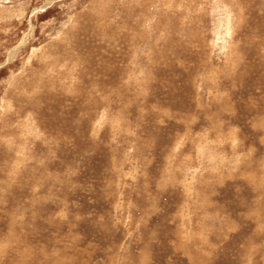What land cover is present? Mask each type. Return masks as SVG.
Segmentation results:
<instances>
[{
  "label": "rangeland",
  "instance_id": "1",
  "mask_svg": "<svg viewBox=\"0 0 264 264\" xmlns=\"http://www.w3.org/2000/svg\"><path fill=\"white\" fill-rule=\"evenodd\" d=\"M0 264H264V0H0Z\"/></svg>",
  "mask_w": 264,
  "mask_h": 264
},
{
  "label": "bare ground",
  "instance_id": "2",
  "mask_svg": "<svg viewBox=\"0 0 264 264\" xmlns=\"http://www.w3.org/2000/svg\"><path fill=\"white\" fill-rule=\"evenodd\" d=\"M27 37H29V35L27 34L26 35V37L24 38V40L22 41V43H21V45L19 46V47H17V49L16 50H18L22 45H24V44H26L27 43V41H28V39H27ZM220 38V37H219ZM13 53V52H12Z\"/></svg>",
  "mask_w": 264,
  "mask_h": 264
}]
</instances>
